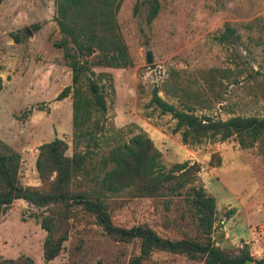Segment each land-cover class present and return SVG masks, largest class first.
<instances>
[{"label":"rangeland","instance_id":"obj_1","mask_svg":"<svg viewBox=\"0 0 264 264\" xmlns=\"http://www.w3.org/2000/svg\"><path fill=\"white\" fill-rule=\"evenodd\" d=\"M60 2L0 1V155L21 156L19 182L49 190L56 173L41 179L39 148L58 138L67 144V157L87 155L86 173L74 178L73 188L103 193L115 226H147L164 238L204 242L183 196L198 186L216 200L213 243L230 254L248 249L264 259V138L247 146L235 136L184 143L177 120L152 103L157 92L200 119L264 118V0H113L115 26L91 43L74 41L63 30ZM114 41L121 49H112ZM74 62L82 65L78 97L90 110L80 127L74 124ZM92 82L100 87L104 110L92 106ZM68 87L69 96L58 100ZM138 135L149 140L163 172L193 166V182L172 203L164 200L169 197L142 196L131 179L120 183L125 188L119 192H102L106 173L115 167L111 153ZM62 214L61 206L38 207L23 199L1 209L0 259L131 264L140 254V240L109 235L93 215L74 207L60 227L68 236L60 254L46 261L41 222ZM139 264L203 260L157 250Z\"/></svg>","mask_w":264,"mask_h":264},{"label":"trees","instance_id":"obj_2","mask_svg":"<svg viewBox=\"0 0 264 264\" xmlns=\"http://www.w3.org/2000/svg\"><path fill=\"white\" fill-rule=\"evenodd\" d=\"M1 1V0H0ZM156 3V2H155ZM113 0H61L59 15L63 30L68 29L74 35V41L91 43L109 35L113 28L115 9ZM158 6L153 7L155 16ZM82 16V17H79ZM85 20L84 23H81ZM78 21L81 24H78ZM115 26V25H114ZM112 49H121L119 41H114ZM87 53H92V46L86 47ZM73 84L77 96L74 108L75 127L84 125L90 116L89 104L85 106L78 97V83L81 77L82 65L78 62L71 64ZM92 106L104 110V97L97 83H91ZM71 88H66L58 100L68 97ZM162 111L170 113L177 120V128L183 129L184 143L189 141L200 143L204 140L225 141L237 137L242 145H252L264 138V118L235 117L228 121H214L210 118H198L195 115L178 111L174 106L164 102L155 92L152 100ZM37 161V169L44 182L56 177L50 183L49 190L42 191L24 187L18 179L21 156L18 153L0 155V210L8 208L15 200L23 199L38 207L61 206L64 214L58 219L46 216L41 222L47 232L44 243V258L46 261L55 259L61 252L67 233L60 228L67 223L70 211L80 207L93 215L97 222L109 235L124 241L140 240V254L131 264H139L154 251H166L183 254L192 259L200 258L203 264H264V259H256L248 249H241L236 254H230L216 246L211 240V232L215 222L216 200L208 195L202 187L191 186L183 195V190L192 183L191 170L188 164L177 165L169 172H163L158 161V154L151 151L149 140L143 136L134 137L129 146L118 147L111 153L110 160L115 167L106 173L103 180L102 192L116 193L124 189L120 185L123 180L131 179L137 183L139 193L144 197H169L164 200L172 203L178 196H184V203L190 207L196 216L205 241L192 239L172 240L161 237L147 226L123 228L115 226L107 209L103 193L96 194L84 189L73 188L76 176L84 174L87 161L86 154H75L72 158L66 156L67 144L61 139L42 145ZM107 164V162H106ZM170 195V196H165ZM56 222L58 228H56ZM0 264H34L28 257L18 260H1Z\"/></svg>","mask_w":264,"mask_h":264},{"label":"water","instance_id":"obj_3","mask_svg":"<svg viewBox=\"0 0 264 264\" xmlns=\"http://www.w3.org/2000/svg\"><path fill=\"white\" fill-rule=\"evenodd\" d=\"M147 61H148V63H152V61H153L152 55L150 53L147 56Z\"/></svg>","mask_w":264,"mask_h":264}]
</instances>
